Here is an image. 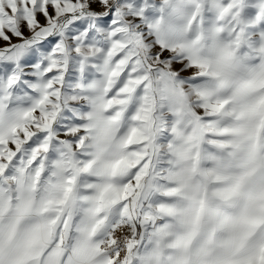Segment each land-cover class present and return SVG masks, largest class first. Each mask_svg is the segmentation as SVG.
Segmentation results:
<instances>
[{"label": "snow or ice", "instance_id": "snow-or-ice-1", "mask_svg": "<svg viewBox=\"0 0 264 264\" xmlns=\"http://www.w3.org/2000/svg\"><path fill=\"white\" fill-rule=\"evenodd\" d=\"M0 264H264V0H0Z\"/></svg>", "mask_w": 264, "mask_h": 264}]
</instances>
